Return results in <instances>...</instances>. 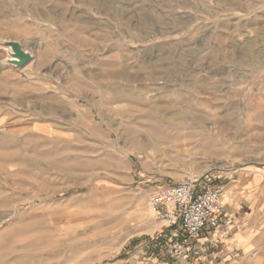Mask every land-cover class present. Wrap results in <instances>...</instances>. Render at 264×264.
Returning a JSON list of instances; mask_svg holds the SVG:
<instances>
[{"label":"rangeland","instance_id":"374dc122","mask_svg":"<svg viewBox=\"0 0 264 264\" xmlns=\"http://www.w3.org/2000/svg\"><path fill=\"white\" fill-rule=\"evenodd\" d=\"M187 176L264 182V0H0V264L170 249L147 197Z\"/></svg>","mask_w":264,"mask_h":264},{"label":"crops","instance_id":"0c3cea01","mask_svg":"<svg viewBox=\"0 0 264 264\" xmlns=\"http://www.w3.org/2000/svg\"><path fill=\"white\" fill-rule=\"evenodd\" d=\"M224 185H229V191L222 196L226 216L224 223L216 228L204 229L189 248L153 250L145 242V247H141L132 255L103 264H238L243 262L247 253L255 245L253 228L256 218L260 216L250 209V205H246L248 199L246 195L251 194V191L258 186V191H261L260 188L264 182L259 180L254 183L250 178L242 180L240 177ZM170 232L173 234V231Z\"/></svg>","mask_w":264,"mask_h":264},{"label":"built area","instance_id":"2783aa9c","mask_svg":"<svg viewBox=\"0 0 264 264\" xmlns=\"http://www.w3.org/2000/svg\"><path fill=\"white\" fill-rule=\"evenodd\" d=\"M224 184L187 176L176 184L155 186L147 204L166 227L180 226L182 235L173 231L170 249H187L206 228H216L225 221L222 204Z\"/></svg>","mask_w":264,"mask_h":264},{"label":"water","instance_id":"95a60500","mask_svg":"<svg viewBox=\"0 0 264 264\" xmlns=\"http://www.w3.org/2000/svg\"><path fill=\"white\" fill-rule=\"evenodd\" d=\"M7 43L11 47V55L14 57V60H10L12 63L18 67H22L30 61L31 53L24 50L18 41L9 40Z\"/></svg>","mask_w":264,"mask_h":264},{"label":"bare ground","instance_id":"6f19581e","mask_svg":"<svg viewBox=\"0 0 264 264\" xmlns=\"http://www.w3.org/2000/svg\"><path fill=\"white\" fill-rule=\"evenodd\" d=\"M10 49V48H9ZM24 50H26V49H24ZM250 51V50H249ZM9 55L11 56L10 58H8L9 60H14V57H12V55H11V53H10V50H9ZM14 64V63H13ZM125 93H122L121 91H116V94L114 95L113 94V96H111L110 97V99H109V101H114L115 100V98H117V99H119V98H124L125 97ZM127 98V96L125 97V99ZM129 99V98H128ZM116 101V100H115ZM173 113V112H172ZM179 113V112H178ZM192 114V113H191ZM178 115V114H177ZM162 116V115H161ZM165 116V115H164ZM162 116L163 118H165V117H167V116ZM169 116V115H168ZM170 117V116H169ZM178 117V116H177ZM179 117H181V116H179ZM157 119V118H156ZM176 119V116H172V118L170 119V120H168L169 122L170 121H173V120H175ZM159 121H160V119H158ZM162 120V119H161ZM174 122V121H173ZM177 122V121H176ZM175 122V123H176ZM161 123V122H160ZM157 124V123H156ZM177 125V124H176ZM156 128V127H155ZM160 128H162V127H160ZM56 138V137H55ZM205 143V146L207 145V146H210V143L209 142H204ZM203 145V144H202ZM9 154V153H8ZM11 155H12V153H10ZM12 156H14V155H12ZM229 191V185H224V193L225 192H228ZM223 193V194H224ZM8 205V204H7ZM152 209V208H151ZM153 210V209H152ZM153 212H155L154 210H153ZM25 259V258H24ZM246 260H247V258H246ZM23 263V262H22ZM71 264H74V263H71Z\"/></svg>","mask_w":264,"mask_h":264}]
</instances>
